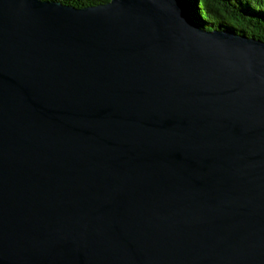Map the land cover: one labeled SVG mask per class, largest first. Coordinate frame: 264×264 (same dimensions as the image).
I'll return each instance as SVG.
<instances>
[{"label": "water", "instance_id": "95a60500", "mask_svg": "<svg viewBox=\"0 0 264 264\" xmlns=\"http://www.w3.org/2000/svg\"><path fill=\"white\" fill-rule=\"evenodd\" d=\"M0 264H264V42L0 0Z\"/></svg>", "mask_w": 264, "mask_h": 264}, {"label": "trees", "instance_id": "16d2710c", "mask_svg": "<svg viewBox=\"0 0 264 264\" xmlns=\"http://www.w3.org/2000/svg\"><path fill=\"white\" fill-rule=\"evenodd\" d=\"M82 8L109 0H50ZM187 14L206 30H230L264 42V0H182Z\"/></svg>", "mask_w": 264, "mask_h": 264}]
</instances>
